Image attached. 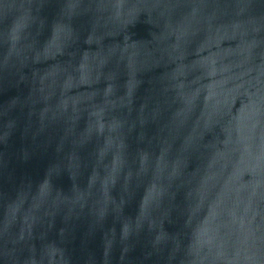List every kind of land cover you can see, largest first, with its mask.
Instances as JSON below:
<instances>
[{
  "label": "water",
  "instance_id": "water-1",
  "mask_svg": "<svg viewBox=\"0 0 264 264\" xmlns=\"http://www.w3.org/2000/svg\"><path fill=\"white\" fill-rule=\"evenodd\" d=\"M0 264H264V0H0Z\"/></svg>",
  "mask_w": 264,
  "mask_h": 264
}]
</instances>
